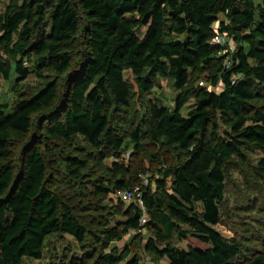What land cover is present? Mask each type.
<instances>
[{
  "label": "trees",
  "instance_id": "16d2710c",
  "mask_svg": "<svg viewBox=\"0 0 264 264\" xmlns=\"http://www.w3.org/2000/svg\"><path fill=\"white\" fill-rule=\"evenodd\" d=\"M217 21L236 46L229 67L222 47L211 43ZM201 68L210 70V87L193 84L191 73ZM32 71L43 79L38 89L17 87L13 103L0 104V264L41 259L50 235L84 242L90 229L50 185L45 154L52 142L80 137L100 158L113 155L110 176L89 179L85 194L95 202L83 206L112 218L100 225L103 237L92 231V249L48 264H143L130 250L138 237L165 264H264V244L244 251L238 239L215 228L232 158L262 151L255 172L264 180V0L9 4L0 13V76L8 80L14 72L20 84ZM127 71L144 94L158 77H170L175 108L148 100L137 111ZM192 98L195 106L184 115ZM54 160L74 182H84L87 156L67 152ZM136 186L145 224L137 201L112 197ZM126 233L125 251H118ZM183 240L187 249L177 245Z\"/></svg>",
  "mask_w": 264,
  "mask_h": 264
},
{
  "label": "rangeland",
  "instance_id": "374dc122",
  "mask_svg": "<svg viewBox=\"0 0 264 264\" xmlns=\"http://www.w3.org/2000/svg\"><path fill=\"white\" fill-rule=\"evenodd\" d=\"M23 0H0V13L4 12L9 4L20 5ZM235 45V44H234ZM27 64V63H26ZM28 65V64H27ZM209 69L201 68L197 71H192L191 79L194 85H201L204 81V86L210 84L206 81V74ZM52 74L50 70L44 73ZM126 78L133 85V105L137 111H141L142 106L150 101H159L164 103L169 108H175L176 97L178 94L175 88L174 81L170 77H158L155 81V87L152 91L142 93L139 90L136 80L130 72H126ZM37 73L32 71L30 76L20 84L15 82V73L13 72L10 79L6 80L0 76V104L11 105L17 94V87H23L27 91L34 92L42 83ZM213 90H219L218 87L211 86ZM195 106V98L190 99L183 107L182 113L187 115L188 111ZM9 110H11L9 108ZM16 137L23 141L24 135L19 133ZM75 153L76 155H85L89 158L88 165L81 168L84 173V182L78 184L74 182L67 174L55 165V158L62 153ZM48 159V179L50 185L56 189L63 197L65 203L70 204L76 213H78L88 227L84 242H78L76 238L68 233L50 235L46 239L43 256L41 259L24 258V264H48L53 258L64 253L71 254L72 252L82 253L92 249L95 245L92 231L101 237L104 236L101 230V223L106 218H112V215L104 209L83 208L88 203H94L95 199L85 194L89 179L100 176L107 179L110 176L109 169L112 167L113 155L107 158H100V154L96 148L90 146L81 137L75 140L55 143L52 142L45 150ZM131 152L125 151L123 158L129 163ZM263 156L262 151L253 150L247 153V160H241L237 157L226 165V191L223 202L221 203L222 217L221 222L215 226L224 235L238 239L244 251L259 250L264 244V180L257 176L255 165ZM147 167L151 166L147 164ZM151 170L146 174L149 176ZM116 192L112 193V197L118 200ZM103 205L110 207L111 204L107 201L102 202ZM146 237L147 230H143ZM130 233L124 234L123 238L118 241V251H125V243L128 241ZM144 239V238H143ZM143 239L138 237L131 245V254L138 255L143 264H165L166 257H158L145 251L143 247ZM177 245L181 248H188V242L179 241Z\"/></svg>",
  "mask_w": 264,
  "mask_h": 264
},
{
  "label": "built area",
  "instance_id": "2783aa9c",
  "mask_svg": "<svg viewBox=\"0 0 264 264\" xmlns=\"http://www.w3.org/2000/svg\"><path fill=\"white\" fill-rule=\"evenodd\" d=\"M223 19V16H222ZM219 23L220 21H217L214 24V28L216 30V34L214 38L212 39L211 43L213 44H218L219 46L222 47V50L219 52V55L226 54V59H225V66L229 67L231 64V57L229 53L234 52L236 46L234 45L235 43L232 40V37L227 33V32H221L219 29ZM203 82H201L202 84ZM143 182H147V176L142 175ZM115 195L118 196V199H122L125 202H130V201H137L140 206L144 210V214L142 216L141 222L142 224H145L148 221V214L144 208V202L142 200V196L140 194V187L136 186L133 190H124V191H116ZM138 232H142V229L137 230Z\"/></svg>",
  "mask_w": 264,
  "mask_h": 264
}]
</instances>
